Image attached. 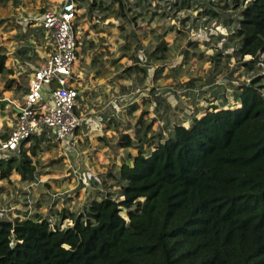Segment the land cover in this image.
<instances>
[{
	"label": "trees",
	"instance_id": "1",
	"mask_svg": "<svg viewBox=\"0 0 264 264\" xmlns=\"http://www.w3.org/2000/svg\"><path fill=\"white\" fill-rule=\"evenodd\" d=\"M239 15L237 52L254 61L264 53V0ZM263 79L238 88L239 107L175 124L153 149L144 141L147 154L140 144L118 172L122 200H92L64 229L40 216L0 220V264H264ZM119 145L133 141L122 135ZM16 153L0 160V178L15 170L32 180L30 155Z\"/></svg>",
	"mask_w": 264,
	"mask_h": 264
},
{
	"label": "rangeland",
	"instance_id": "2",
	"mask_svg": "<svg viewBox=\"0 0 264 264\" xmlns=\"http://www.w3.org/2000/svg\"><path fill=\"white\" fill-rule=\"evenodd\" d=\"M58 1L0 0V56L4 55L5 61H10L9 67H6L3 77L0 78V111L4 114L10 115L14 104L23 103L22 97L30 70L22 63L30 60V57L35 67L45 63L44 58L49 52L52 39L50 36L46 37L43 28L37 25L36 19L52 2L57 4ZM82 1L77 0L81 10L76 22L86 19L88 28L97 32L100 30L98 28L109 20L103 27L118 29L125 45L130 47L128 51L130 59L134 63L143 62L138 65L142 75L146 76V70L150 69L155 81L158 79L157 71L167 67L172 78L167 92L162 95L156 96L159 92L156 88L160 85L151 81L146 86L151 98L146 97L145 90L133 94L134 100L136 98H142L145 102L148 100V108L150 106L159 108V98L168 97L165 103L160 102L162 106L157 110L158 114L154 110L146 111L145 108H139L137 111L135 106L134 112H127L129 118H122V124L129 131L126 136L133 141H138L136 131L141 127V120L144 126L149 124V132L154 133L152 129L154 125L156 133L163 136L162 127L159 125L168 112L171 117L166 123L171 129L175 123H185L187 116L191 118L194 113L198 114L197 109L203 112V109L213 107L210 103L214 100L216 105H231V109L236 108L235 98L232 96L237 88L249 84L256 77L264 76V53L259 54L253 61L251 56L240 57L237 52L240 44L234 32L241 18L239 14L248 0L236 2L234 0H94L92 7L93 3L88 0ZM80 34L79 43L82 50L85 42L89 40L86 38L85 41L88 31L81 30ZM148 39L152 40L150 47L145 46ZM132 43L137 44L135 49ZM35 48L40 53L41 60ZM156 60H160L157 68L154 62ZM149 65L152 68H148ZM9 75L14 76L15 79H7L6 76ZM186 78L190 81H185ZM261 83L264 84V79ZM150 84L152 85L149 86ZM10 88L13 94L7 95ZM154 92H156L155 96ZM211 92L217 98L213 99ZM262 95L264 96V91ZM3 131L4 128L0 129V138L5 139L7 136L2 133ZM45 136L48 145L42 150L39 147V140L34 138L35 155L28 154L31 159L33 158L35 168L32 180H22L15 170H12L8 178H0V220L40 216L42 219H47L51 227L60 225L64 229L72 224L67 219L69 213L84 214L92 200H99L101 197L123 199L120 196L121 184L117 181L118 172L124 163L132 164L134 156L131 153H128L129 155L125 152L122 155L114 153V159H117L115 163L109 165L112 170L108 171L107 175L91 174L84 168L82 172L85 171L86 176L82 177V180L76 177L74 180L70 179L67 182L68 186L64 188H58V185L51 188L47 182L54 181L41 182L44 177L41 175L49 173L44 171L47 168L53 170L58 168L57 172L60 173L63 172V168L57 167L61 159L52 160L53 155L46 159V152L54 147L51 143L54 141V136L49 130ZM121 136L116 141L115 147L123 148L119 145ZM146 147L147 143L143 142V152L147 151L144 150ZM13 156H17V153L6 154L0 160H7ZM61 180L66 181L67 178ZM30 182L33 188L30 187L28 189L30 191L27 192L24 187ZM27 196L29 198H25ZM36 204L46 208L39 209ZM49 204H52L51 208H48ZM56 204H59L58 207H55ZM62 204H69V209ZM59 210L66 211V218L62 219L58 214ZM18 212L21 216L15 215ZM24 213L26 215H22ZM120 215L128 221L125 209L121 210Z\"/></svg>",
	"mask_w": 264,
	"mask_h": 264
},
{
	"label": "crops",
	"instance_id": "3",
	"mask_svg": "<svg viewBox=\"0 0 264 264\" xmlns=\"http://www.w3.org/2000/svg\"><path fill=\"white\" fill-rule=\"evenodd\" d=\"M80 2L83 1L80 0ZM92 2H94V0ZM78 3L79 2H77V7H78L77 17L81 10ZM93 5L94 4H92L91 7ZM108 21L109 20H106V22H104L102 26L98 28L100 30L97 32L88 28V24H87L88 22L86 21V19H83L80 22L75 21L76 23L75 26L79 33V39L81 36L80 34L81 30L88 31L87 37H85V41L86 38L89 39L83 45L82 50L80 48V43H79L77 59L74 64V76L77 81V86L80 95V97L77 100L78 109L76 110V113L77 115L82 116V118L84 119V123L75 132L74 143H73V148L75 149L74 152H68V153H66L65 151L63 152L62 148L58 143H56L55 141L51 142L54 145V147L50 146L51 147L50 150L46 152V159H48V157L51 158L52 155L54 156L52 160L61 159L60 163L57 164V167L63 168V172L61 173L57 172L58 168L54 170L51 168H47L46 170H44L49 173L47 175H41V177L42 176L44 177L43 180L40 181L41 182L54 181V182H47L48 184H50L49 186L51 188H54V186L57 185L59 186V187L57 186L58 188H64L65 186H68L67 182L70 179L74 180L76 178L73 175V171L76 169V167L80 168L81 170L85 168L84 170L87 171L89 170L91 174L97 173L102 176L104 174L107 175V172L112 170L109 165L115 163V160L117 159V158L114 159V153L122 155L123 152H125L127 154L131 153L132 156H135L138 153V151L135 150V148H137L136 146H139L140 144L143 145V142L147 139L154 140V143L152 144L153 146L151 148L153 149L157 145L158 140L161 138H166L170 131V128L169 126H167L166 123V121H168L169 118L171 117V114L168 112L163 116L162 121L163 122L165 121V123L163 124V122H161V124L159 125L160 127H162L161 130L163 136L156 133V129L154 125L152 127V129H154L153 130L154 133L149 132L150 130V127H148L149 124H147V126L146 125L144 126L141 120L140 121L141 127L138 128L136 131V133L138 134V136H136L138 138V141L132 140L133 141L132 147L119 148L114 146L116 144V141L119 139L121 135L129 134L128 129H125V125H123L121 122L122 118L123 119L129 118L127 112L132 113L136 109L138 111L139 108H145L146 111L154 110V112L158 114L157 110H159L163 102L165 103V99L168 98V97H165L164 99H162L163 97L159 98V108H153V106H150V108H148L147 107L149 106L147 105L149 104L148 100L146 102L142 98L141 99L136 98L134 100L135 96L133 94L139 92V90H142V92L145 90L146 97L151 98V94H148L149 90H147L148 88L146 87L148 83L151 81V82H155V84L160 85L158 88H156V91L159 92L157 94L156 92H154V96L155 94L156 96H158V94L162 95L163 93L167 92L169 82L172 81V78L170 77L167 67H164V69H159L157 71L158 79L155 81H153L154 76L153 73L150 72V69L146 70L147 73H150L148 75L146 73V76L148 77L142 75L141 73L142 71L138 68V65H140L143 62L134 63L133 60L130 59L128 53L130 47L125 45V41L122 39L121 33L118 31V29H116L115 27H103L104 25H107ZM44 34L46 35L45 31ZM97 37H99L100 39L98 40ZM132 45L133 48L135 49L137 44L132 43ZM151 45H152V40L148 39V42L146 43L145 46L150 47ZM35 51L39 55L38 56L39 58L40 53L36 50V48ZM31 58L32 57L29 58L30 60H25L22 63L23 65H27L29 67L28 69L30 70V72L38 68L35 67V63L31 61ZM46 58H47V54L45 55L44 58L45 61ZM39 60L41 59L39 58ZM160 60L154 61L156 63L155 64L156 68L158 67ZM13 63L14 62H12V65ZM9 65H10V61H7L5 63V67L8 68ZM149 67L152 68L150 65L148 66V68ZM2 75L3 72L0 74V78L3 77ZM6 78L15 79L14 76H10V75L6 76ZM185 81H190V80L186 78ZM27 82H28V76H27ZM151 85L152 84H150L149 86ZM27 90H28V83L22 99H24ZM237 92H238V88L235 91L234 96L232 97L235 98L234 101V104H236L235 106L239 107L240 103L236 98ZM9 93L13 94V90L11 88L8 90L7 95ZM211 96L213 97V99L214 97H216L214 94H212V92H211ZM205 98L208 99V97ZM5 99H7V101L9 100V98H5ZM210 104H212L213 107L210 106L211 108L210 107L205 108L203 109V112L202 110L200 111L199 109H197L199 112L198 114H195L193 112L194 114L193 116H191V118H189L188 116L186 117L185 123L180 122L178 124H181L185 127H189L192 119L194 117L198 118L200 117V115L202 116L207 109L212 110L213 108H217V109L231 108V105H222V106L216 105L215 100L212 101ZM17 106H19V104L18 105L14 104V107L11 108L12 111L10 115L4 114L0 111V129L4 128L5 131H3L2 133L5 134V136L9 135L11 129L15 124V115L17 112V109L15 107ZM135 106L136 109L133 108ZM119 113L121 114L119 115ZM179 118H176V120H178ZM45 137L47 136L42 135L39 137H35L36 140H39L40 143L39 147L42 150L45 148V146L48 145V143L45 142L46 140ZM130 137L133 138L132 136ZM33 140L34 138L30 140L27 149L23 148L27 152V155L32 152V149H35V144ZM150 142L151 140H149V144ZM133 150H135L136 153ZM146 152L149 151L147 150L144 153ZM56 154L58 155L56 156ZM116 157H118V155ZM32 162H33V158H32ZM64 178H67V180L66 181L61 180ZM32 185L33 184L30 182L26 187H24L25 191L27 192L30 191L28 189H30V187L33 188ZM25 198H29V197L27 196ZM58 205L59 204H56L55 207H58ZM38 206L39 209L42 210L46 208V206L40 207V204H36V207ZM51 206L52 204H49L48 208H51ZM62 206L69 209V204H62ZM12 208H17V206H12ZM15 212H17V210H15ZM19 214L20 213L18 212L15 215L21 216ZM22 215H26V214L24 213ZM58 216L59 215H57V217ZM15 219L21 220L18 217H16ZM15 219H11L10 221Z\"/></svg>",
	"mask_w": 264,
	"mask_h": 264
},
{
	"label": "built area",
	"instance_id": "4",
	"mask_svg": "<svg viewBox=\"0 0 264 264\" xmlns=\"http://www.w3.org/2000/svg\"><path fill=\"white\" fill-rule=\"evenodd\" d=\"M77 14V0H59L37 18L38 26L52 39L50 49L44 65L29 73L28 90L16 107L15 124L5 139L0 138V158L27 149L31 139L46 135L48 130L63 152H74L75 132L84 123L76 113L80 97L74 76L79 47ZM73 175L82 180L86 172L76 167Z\"/></svg>",
	"mask_w": 264,
	"mask_h": 264
}]
</instances>
